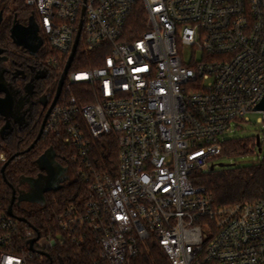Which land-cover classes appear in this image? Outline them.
Returning a JSON list of instances; mask_svg holds the SVG:
<instances>
[{
    "label": "built area",
    "instance_id": "obj_1",
    "mask_svg": "<svg viewBox=\"0 0 264 264\" xmlns=\"http://www.w3.org/2000/svg\"><path fill=\"white\" fill-rule=\"evenodd\" d=\"M24 1L58 84L80 31L42 135L64 142L70 180L87 190L47 232L21 228L0 201V264H38L90 239L100 264H127L149 238L172 264H264V198L216 206L194 182L249 113L264 121V0ZM109 136L116 168L96 156ZM7 161L0 146V175Z\"/></svg>",
    "mask_w": 264,
    "mask_h": 264
},
{
    "label": "trees",
    "instance_id": "obj_2",
    "mask_svg": "<svg viewBox=\"0 0 264 264\" xmlns=\"http://www.w3.org/2000/svg\"><path fill=\"white\" fill-rule=\"evenodd\" d=\"M13 7L20 19H26L33 12L39 19L37 10L25 3L24 0H0V9ZM140 9V5L138 6ZM140 10L134 13L137 15ZM0 45L3 48H14L10 37V24L3 23L0 26ZM47 51L44 55H47ZM92 59L94 54L84 55ZM82 58V57H81ZM95 62L73 64L72 68L89 67ZM55 75L56 73L53 72ZM58 81V80H57ZM56 85L57 82H56ZM91 99L87 100L90 101ZM44 116L37 115L29 118L28 123L19 127L15 125L10 134L2 136L1 128L5 119L0 115V146L6 152L10 161L5 170V178L0 175V201L7 211L11 203L13 188L22 190L25 177H38L43 169L39 165V158L49 149L53 148L56 158L61 163L68 159V148L57 137L43 136L30 146L37 138ZM257 136L228 137L218 157H235L253 153L258 150ZM96 156L100 165L104 168L113 166L116 168L118 159V142L109 136L95 142ZM196 185L203 186L213 195L216 206L232 204L236 202L252 201L264 198V155L257 162L243 166H224L219 169L198 171L195 175ZM87 185L79 179L66 181L58 190H50L45 193V203L33 204L22 201L20 205L14 203L15 214L26 218V222H20V227L25 228L29 224L36 225L42 232H47L54 224V214L60 211L69 202L76 200L80 194H85ZM91 244L92 246H89ZM100 247L92 239L78 245L71 242L59 244L50 251V258L43 256L38 264H100ZM127 264H172L165 250L154 238H149L141 244L140 252L130 259Z\"/></svg>",
    "mask_w": 264,
    "mask_h": 264
},
{
    "label": "flooded vegetation",
    "instance_id": "obj_3",
    "mask_svg": "<svg viewBox=\"0 0 264 264\" xmlns=\"http://www.w3.org/2000/svg\"><path fill=\"white\" fill-rule=\"evenodd\" d=\"M3 12L0 26L3 23L10 24V29L15 21L20 22L23 25H27L31 15L35 16L36 22L39 26V19L32 12L28 18L20 19L18 13L13 7L9 9L3 7L0 12ZM39 36L43 40L42 45L39 47L36 54H32L29 49L17 46L14 42V48H3L4 51L0 52V74L3 73V78L8 84V87L13 91V97L15 100L14 111L17 114H23V123L19 125L12 119L13 126L18 125L22 127L28 123L29 118L34 115L38 117L46 115L50 105L52 104L58 84V77L48 69L46 65L45 53V38L40 30ZM5 93H0V96H4ZM56 158V154H55ZM56 160L61 166V170L58 173V180L63 179L61 185L70 180V172L67 169V164L61 163L57 158ZM43 176L47 175V172L43 170ZM39 177V176H38ZM38 177H25L22 190H16L17 196L22 192L29 193L33 191L34 179ZM18 200V199H17ZM16 200V204H18Z\"/></svg>",
    "mask_w": 264,
    "mask_h": 264
},
{
    "label": "water",
    "instance_id": "obj_4",
    "mask_svg": "<svg viewBox=\"0 0 264 264\" xmlns=\"http://www.w3.org/2000/svg\"><path fill=\"white\" fill-rule=\"evenodd\" d=\"M2 15H3V12L1 11L0 12V22L2 20ZM10 37H11L12 41L17 46H21V47L29 49V51L32 54H36L39 47L43 43V40L39 36V26L36 22L34 15L30 16L29 22L27 25H23L20 22L15 21V23L13 24V26L10 29ZM79 37H80V31L78 32L75 44L73 46L72 53L68 59V62H67L66 67L64 69V72L60 78L55 98H54L52 104L50 105V107H49V109H48V111L44 117V120L42 122V125H41V128H40V131H39L37 138L35 139L34 143L30 146V148L28 150L33 148L35 143L38 142V140L42 137L44 126L46 123V119H47L51 109L56 104V102L59 98L63 83L65 81V77H66V75L69 71V68L72 64V61L74 59V56H75V53L77 50V46H78V42H79ZM3 51L4 50L2 48H0V52H3ZM0 93H5L4 96L0 97V115L2 117H4V119L6 121L5 124L1 128V134H2V136H6V135L11 133V131L13 130V127H14L11 120L13 119L15 121V123L22 125L24 115L23 114H17L14 111L15 100L13 97V91L8 87L7 82L3 78V73L0 74ZM255 109L257 111H264V96L262 97L260 102L256 105ZM256 136H257L258 149H259V151H262L261 135L257 134ZM55 154H56L55 150L53 148H49L39 158V165H40L41 169H43L47 172V175L43 176L41 174V175H39V177L37 179H34L32 192H29V193L22 192L19 196H17L16 190H15V188H13V195H12L11 203L7 209V213L10 216L17 217L21 221H26L25 217L18 216L14 212L13 205L17 199H18L17 200L18 204H20L22 201H28V202L33 203V204L44 205L45 193L47 191H50V190H58L61 187V182L63 181V179L58 180V173L61 170V166L58 163V161L56 160ZM15 157H16V155L12 156L3 165L2 173H3L4 178H5L6 167L8 166L10 161L12 159H14ZM218 165L220 167H224V166H230L232 164L218 163ZM215 166H216V163H213L211 165L210 169L211 170L215 169ZM23 182H24V179H23ZM35 240H36V238L31 240V245H33ZM49 258H50V256H49Z\"/></svg>",
    "mask_w": 264,
    "mask_h": 264
},
{
    "label": "rangeland",
    "instance_id": "obj_5",
    "mask_svg": "<svg viewBox=\"0 0 264 264\" xmlns=\"http://www.w3.org/2000/svg\"><path fill=\"white\" fill-rule=\"evenodd\" d=\"M188 52V50H185ZM58 77V76H57ZM2 97V96H0ZM262 114L260 112H251L248 114L250 121L243 122L240 124L241 127L236 128L234 127L230 133H227L226 137H243V136H250V135H261L262 141V151L259 149L256 152L248 153L244 155H238L235 157H216L214 162L216 163L215 169H219L220 166L218 163H228L232 164V166H243L248 164L257 163L264 155V121L260 122L259 118Z\"/></svg>",
    "mask_w": 264,
    "mask_h": 264
}]
</instances>
